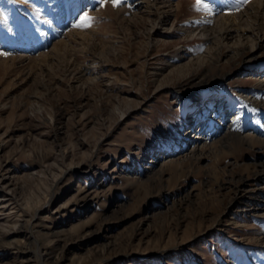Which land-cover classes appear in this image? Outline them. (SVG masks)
I'll use <instances>...</instances> for the list:
<instances>
[{
    "label": "rangeland",
    "instance_id": "1",
    "mask_svg": "<svg viewBox=\"0 0 264 264\" xmlns=\"http://www.w3.org/2000/svg\"><path fill=\"white\" fill-rule=\"evenodd\" d=\"M136 1L0 0V264H264V52L202 58L232 0Z\"/></svg>",
    "mask_w": 264,
    "mask_h": 264
},
{
    "label": "bare ground",
    "instance_id": "2",
    "mask_svg": "<svg viewBox=\"0 0 264 264\" xmlns=\"http://www.w3.org/2000/svg\"><path fill=\"white\" fill-rule=\"evenodd\" d=\"M144 2L146 1L137 0L135 6L139 8L141 6V3L144 5ZM237 4L239 5V8L238 10H235V6ZM147 5L148 4H145V7H148ZM227 5L228 7H226L225 5L224 10L226 9L229 10L228 11L226 10L222 12L220 15H218L217 19L219 20V23L216 22L214 27L213 26L210 27L211 18L208 17H204L203 19L195 22L192 25L193 35L196 34L198 37L204 39L207 42V44L208 43L212 44L211 47L208 46L209 48L205 50V53L207 54H204L202 58H207L208 54L210 55V53L214 49L219 48L220 45H225V44L227 45L229 44L230 41H233L235 42V44L231 43V45L229 44L230 45L229 47L234 49L233 50L231 48L229 49H231L232 52L235 53L234 55L242 54L244 56H247L246 59L251 60L250 58H254L258 53L264 52V0H247V2H243L242 0L240 3H236L235 0H232L228 2ZM150 7L155 9V3L151 4ZM129 12H131V9ZM171 15H172L171 11H160V9L157 8V16L153 26L151 27V30L152 31L156 30L159 25H160L159 28H161V26L164 25L169 20V17ZM252 17L254 18V22L250 21V18ZM239 48H241L242 50H237ZM190 54L191 51H189L188 49L180 50L177 53V55L171 57V59L173 58V60L175 61L181 60L182 58H187V56L189 57ZM255 75H259V77L262 76L261 78H258L256 80V88L260 92L264 91V73L260 74L259 72ZM252 100L258 105L264 102L263 97L261 99H258L255 98V96H253ZM236 114L237 113H233L230 115L231 116V118L229 119L230 122L227 123L226 126L225 125L221 126V122L223 116L225 117L227 116L222 115L220 113L218 114V116H216L217 122L215 121V124L218 125L216 130L219 132V134L222 137V139H220L221 142H224L225 139H230V138H236V139L237 138L240 139L241 137L246 138L243 135H241L243 127ZM210 120H212V118ZM201 123H202L201 121L200 122L198 121V126H201ZM210 123L212 122L210 121ZM262 126H263V130L261 129L262 135H264V125ZM212 132L211 133L209 131L203 132L202 130H200L199 133L196 132L194 138L195 139L197 138L196 140H202V139L209 140L210 138L215 136L212 134ZM258 177L262 178L260 175ZM250 190L254 193H248L249 190H245L242 197L248 198L249 196L250 197L254 196V198L251 199H249L250 197L248 198V201L250 200L249 204L251 205L254 202V205H251L252 210L248 209L242 211L243 212L247 211L246 213L248 214L253 212L261 215L262 217L264 216V192L263 191L260 192V190L257 192H255L253 189Z\"/></svg>",
    "mask_w": 264,
    "mask_h": 264
},
{
    "label": "snow or ice",
    "instance_id": "3",
    "mask_svg": "<svg viewBox=\"0 0 264 264\" xmlns=\"http://www.w3.org/2000/svg\"><path fill=\"white\" fill-rule=\"evenodd\" d=\"M243 2H247V0H243ZM113 6H116L118 3H120V0H112ZM201 4V0H196V5L200 6ZM204 7H207V5H204ZM239 5L237 4L235 6V10H238ZM92 18L88 17L87 14H85L84 16L81 17L80 22L76 24L77 27H87L89 26L88 23H86L87 21H90Z\"/></svg>",
    "mask_w": 264,
    "mask_h": 264
}]
</instances>
